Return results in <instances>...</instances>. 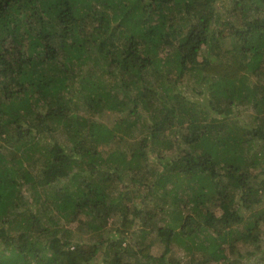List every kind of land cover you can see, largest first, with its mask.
<instances>
[{
    "label": "trees",
    "instance_id": "trees-1",
    "mask_svg": "<svg viewBox=\"0 0 264 264\" xmlns=\"http://www.w3.org/2000/svg\"><path fill=\"white\" fill-rule=\"evenodd\" d=\"M0 264H264V0H0Z\"/></svg>",
    "mask_w": 264,
    "mask_h": 264
},
{
    "label": "rangeland",
    "instance_id": "rangeland-1",
    "mask_svg": "<svg viewBox=\"0 0 264 264\" xmlns=\"http://www.w3.org/2000/svg\"><path fill=\"white\" fill-rule=\"evenodd\" d=\"M104 118H106V119L108 120V122L112 119V117H111L110 115H107V116L105 115ZM104 118H103V119H104ZM161 253H162L161 248H160V247H156V248H155V254L158 255V254H161ZM176 255H177V257H178V256L180 257V256H181V253H180V252H177Z\"/></svg>",
    "mask_w": 264,
    "mask_h": 264
}]
</instances>
